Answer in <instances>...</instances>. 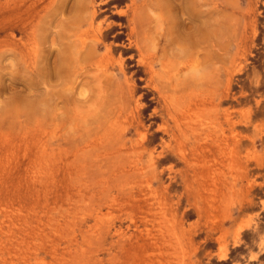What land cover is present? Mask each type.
<instances>
[{"label": "rangeland", "instance_id": "1", "mask_svg": "<svg viewBox=\"0 0 264 264\" xmlns=\"http://www.w3.org/2000/svg\"><path fill=\"white\" fill-rule=\"evenodd\" d=\"M0 264H264V0H0Z\"/></svg>", "mask_w": 264, "mask_h": 264}, {"label": "bare ground", "instance_id": "2", "mask_svg": "<svg viewBox=\"0 0 264 264\" xmlns=\"http://www.w3.org/2000/svg\"><path fill=\"white\" fill-rule=\"evenodd\" d=\"M123 101V100H122Z\"/></svg>", "mask_w": 264, "mask_h": 264}]
</instances>
